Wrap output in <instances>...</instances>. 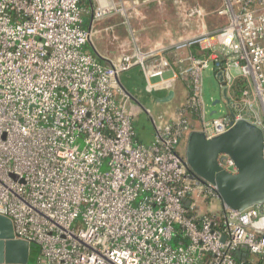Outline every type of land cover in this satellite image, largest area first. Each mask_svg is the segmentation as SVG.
Instances as JSON below:
<instances>
[{"label": "built area", "instance_id": "1", "mask_svg": "<svg viewBox=\"0 0 264 264\" xmlns=\"http://www.w3.org/2000/svg\"><path fill=\"white\" fill-rule=\"evenodd\" d=\"M221 1L213 14L224 24L145 50L131 15L166 0H0V216L30 245L27 264H264V204L227 209L180 151L188 131L211 138L239 120L264 136V0ZM116 17L132 49L101 61L86 47ZM134 68L149 93L175 81L186 90L170 116L143 109L147 141L121 83ZM209 68L227 111L207 119ZM237 80L239 100L230 95ZM221 166L236 172L227 157Z\"/></svg>", "mask_w": 264, "mask_h": 264}, {"label": "water", "instance_id": "2", "mask_svg": "<svg viewBox=\"0 0 264 264\" xmlns=\"http://www.w3.org/2000/svg\"><path fill=\"white\" fill-rule=\"evenodd\" d=\"M224 97L226 94L224 92ZM173 91H168L160 103H168ZM218 103V101H216ZM229 158L234 174L226 171L221 162ZM184 158L190 172L197 179L215 187L221 203L233 212H241L264 204V136L258 127L239 120L217 136L208 138L199 130L188 131ZM247 248L241 247V258ZM30 245L15 238L12 223L0 216V264H27Z\"/></svg>", "mask_w": 264, "mask_h": 264}, {"label": "rangeland", "instance_id": "3", "mask_svg": "<svg viewBox=\"0 0 264 264\" xmlns=\"http://www.w3.org/2000/svg\"><path fill=\"white\" fill-rule=\"evenodd\" d=\"M140 2H142V0H140ZM221 6V0H166L165 4L161 5L157 4L156 2H150L147 5L145 4L141 7H138L132 13L130 27L133 31L135 39L140 43H147L148 45L145 48H148L156 42H160L162 40L170 41L171 39H175L177 37H183L187 34L185 33V30H198V25L201 27L202 20L199 17L188 18L187 14L189 10L193 8H201L209 16V14L212 15V13ZM204 20H209V18L206 17ZM108 24L121 25V19L116 17L104 21L103 23L99 24L98 29H101ZM189 26H192V28H189ZM100 32L101 31L95 34L94 37H97L98 40L96 38V40H94L96 43L94 42V44L98 47V49L105 52L111 48L108 47L107 44H113L105 43V38H107L109 41V37L112 38L116 35L113 34V32H103L102 34H100ZM117 34H119V37L121 36L120 32ZM104 35L107 37L104 38ZM127 44H129L130 47L132 45V43ZM118 46H120V48L114 49L116 53H120V51L123 50L119 44L115 47ZM86 50L95 54L90 44L86 47ZM138 72L139 68H134L129 72L122 74L121 83L130 96L135 99V103L140 106V108L138 107V113L136 114L135 128L137 129L141 139H143L144 132H152L153 130L152 124L146 117L143 109H149L154 118L159 120V118L162 117L161 115L165 114V112L168 114H173L176 111L179 99L175 98L174 101L169 103H157V92L149 93L145 91L144 82L140 75V77H137L138 80H135ZM170 77L171 74L169 72L164 73V80H167ZM169 90L170 89L164 91L167 93ZM222 92L223 90L220 88V85L211 69L209 68L205 70L203 72V96L207 104V119L220 116L221 112L227 111L225 104L226 98L222 96ZM211 98L218 101L216 106H213L214 104L211 102ZM184 147L185 144H183L180 148V151L183 154Z\"/></svg>", "mask_w": 264, "mask_h": 264}, {"label": "crops", "instance_id": "4", "mask_svg": "<svg viewBox=\"0 0 264 264\" xmlns=\"http://www.w3.org/2000/svg\"><path fill=\"white\" fill-rule=\"evenodd\" d=\"M82 5L83 6H87L88 3L86 1H84L82 3ZM224 23H225V21L223 19H221V18H218V17H215V19H213L212 21L211 20H204V21H202L201 27H200V25H198L199 26L198 30H196V29H194V30H185V33H187V34L185 36H183V37H177L175 39H171L170 41L162 40L160 42H156L155 44L151 45V47H148V48H145L148 45L147 43H140L138 40H136V39L135 40H136V43L139 46H141L143 49H150V48L160 47V46H165L167 48H172V46L175 45L182 38L196 37L197 35L201 34L204 29L212 30V29L216 28L218 25H221V24H224ZM109 25L110 24H108L107 26H105V27H103L101 29H98L99 25H97L96 26V34L99 31H101L100 34H102L105 31L104 30L105 28L110 27ZM203 26H205V28H203ZM190 27L192 28V26H189V28ZM112 29L113 30H111L110 32H113V34L116 35V36H113V39H115L114 41H115L116 45H118V44L121 45V46L124 45V47H126V49H125L126 51H129L130 49H132V45L130 47V45L127 44V43H133V40L129 36V30L126 27L122 26V25H114ZM118 32H120V35H121L120 37L118 36L119 34H117ZM115 48L118 49V48H120V46L110 48V49H108L109 51H105V52L109 53L111 56H113V58H115L119 54V52L118 53L115 52V50H114ZM139 75L141 76L140 72L137 73V76H136L135 80H138L137 77H140ZM168 89H170L169 91H173V98H172L171 101H174L175 98L179 99V102H178L177 107H176V110H177V108L180 105H182L184 100H185V96H186L185 87H184V85L181 82L175 81L174 83H172V85H170L167 89H165V91L168 90ZM160 91H157V93L160 92ZM222 96L223 97L225 96L223 92H222ZM163 97H165V96L164 95L163 96H158V98L156 100L157 103H160L159 99H161ZM210 100H211V102H213V104H214L213 106H216L218 104L215 99L211 98ZM165 114L167 115L168 113L165 112ZM165 114H163V115H165ZM163 115H161V116H163ZM170 115H172V114L169 113L168 116H170ZM150 135H151V132H144L143 133V140L147 141L148 138H150Z\"/></svg>", "mask_w": 264, "mask_h": 264}, {"label": "trees", "instance_id": "5", "mask_svg": "<svg viewBox=\"0 0 264 264\" xmlns=\"http://www.w3.org/2000/svg\"><path fill=\"white\" fill-rule=\"evenodd\" d=\"M207 17L209 18V20H213V19H215V15L212 13V15H210L209 14V16L207 15ZM108 35V34H107ZM103 37V36H102ZM105 37H107V36H105L104 35V38ZM96 38L97 37H94L93 38V40H92V42L90 43V46L92 47V50H93V52L95 53V54H98L100 57H102V60L101 61H103V58H107V60H110V59H112L113 58V56H111L109 53H106V52H103V51H101L100 49H98V47L94 44V40H96ZM101 38V37H100ZM109 41L107 40V38H105V43H113V44H111V45H109V44H107L108 45V47H111V48H113V47H115V46H117L116 45V43H115V39H113V37L112 38H110L109 37ZM97 40H98V38H97ZM96 43V42H95ZM121 48L123 49L122 51H120V53L118 54V55H121L122 53H125L126 52V47H124V45L123 46H121ZM107 51H109V50H107ZM117 55V56H118ZM244 86H245V82L244 81H242V80H237L234 84H233V86L230 88V95L234 98V99H237V100H239L240 99V91L244 88ZM165 94H166V92L165 91H160V92H158V93H156V99L158 98V96H165ZM30 261H31V259H30Z\"/></svg>", "mask_w": 264, "mask_h": 264}]
</instances>
